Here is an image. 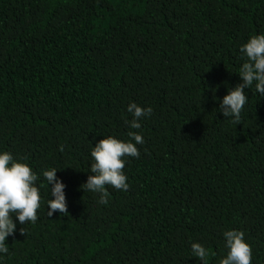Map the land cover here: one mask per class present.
Instances as JSON below:
<instances>
[{"label": "trees", "instance_id": "16d2710c", "mask_svg": "<svg viewBox=\"0 0 264 264\" xmlns=\"http://www.w3.org/2000/svg\"><path fill=\"white\" fill-rule=\"evenodd\" d=\"M261 34L264 0H0V151L59 170L68 211L48 217L41 176L0 264H201L192 243L218 264L228 230L264 264V97L245 89L237 126L216 110ZM132 102L153 109L139 130ZM129 131V188L100 205L81 189L90 150Z\"/></svg>", "mask_w": 264, "mask_h": 264}, {"label": "clouds", "instance_id": "9594fccd", "mask_svg": "<svg viewBox=\"0 0 264 264\" xmlns=\"http://www.w3.org/2000/svg\"><path fill=\"white\" fill-rule=\"evenodd\" d=\"M245 62L239 68L241 83L234 88H228L227 94L219 100L217 112L234 125L241 124V113L248 103L245 89L254 86L255 94L264 97V34L252 35L240 47ZM151 107H141L135 102L127 106L131 120L125 124L134 130L141 128L140 121L151 116ZM129 139L122 141L114 137L103 138L95 143L90 150V173L86 183L81 185L83 191H89L99 196L100 205L108 204L109 193L106 186L116 190L127 191L129 184L123 171L127 163L126 157L139 158L137 145L144 143L143 135L138 131H129ZM55 167L43 169L38 175L26 162H19L7 151H0V260L9 253L5 243L17 228L15 220L21 224H34L37 211L41 207L40 188L37 182L41 179L46 182L49 198L46 201L47 215L54 213L67 214L66 185L57 178ZM25 235L24 228L20 230ZM226 256L219 259L218 264H251L252 248L245 241L244 232L228 230L223 233ZM191 254L201 264H208L210 251L200 243L191 244Z\"/></svg>", "mask_w": 264, "mask_h": 264}]
</instances>
